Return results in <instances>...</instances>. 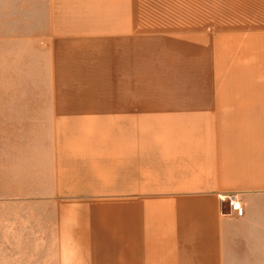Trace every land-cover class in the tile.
I'll return each mask as SVG.
<instances>
[{
  "label": "crops",
  "instance_id": "obj_1",
  "mask_svg": "<svg viewBox=\"0 0 264 264\" xmlns=\"http://www.w3.org/2000/svg\"><path fill=\"white\" fill-rule=\"evenodd\" d=\"M13 2L76 17V106L11 147L0 263L264 264V0Z\"/></svg>",
  "mask_w": 264,
  "mask_h": 264
},
{
  "label": "rangeland",
  "instance_id": "obj_2",
  "mask_svg": "<svg viewBox=\"0 0 264 264\" xmlns=\"http://www.w3.org/2000/svg\"><path fill=\"white\" fill-rule=\"evenodd\" d=\"M64 2L67 6L66 0ZM69 4L73 5L74 1ZM17 10L23 13H8ZM0 11L7 12L0 14V198H15L18 181L23 179L17 175L16 165L7 167L6 160L7 157L14 159L15 154L10 152L16 141L21 136L31 135V106L46 109L45 113L50 106H76L75 79L72 78L75 48L50 44L56 36L71 34L77 22L74 15L62 13L68 8L61 7L59 13L51 16L50 29L34 32L31 27L35 23L31 22V13H28L31 10L25 9L24 5H14L13 0H0ZM65 55L68 71L60 62ZM2 242L14 248L20 240L3 239Z\"/></svg>",
  "mask_w": 264,
  "mask_h": 264
},
{
  "label": "built area",
  "instance_id": "obj_3",
  "mask_svg": "<svg viewBox=\"0 0 264 264\" xmlns=\"http://www.w3.org/2000/svg\"><path fill=\"white\" fill-rule=\"evenodd\" d=\"M221 203H226L229 209V214H234L236 216H242L243 210L236 199L235 195L222 196L220 197Z\"/></svg>",
  "mask_w": 264,
  "mask_h": 264
}]
</instances>
